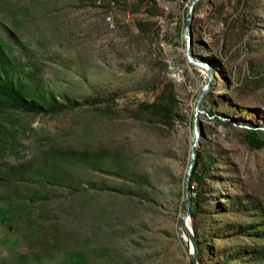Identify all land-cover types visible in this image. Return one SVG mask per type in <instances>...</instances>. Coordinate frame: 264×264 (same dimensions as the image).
I'll return each instance as SVG.
<instances>
[{
  "label": "rangeland",
  "instance_id": "1",
  "mask_svg": "<svg viewBox=\"0 0 264 264\" xmlns=\"http://www.w3.org/2000/svg\"><path fill=\"white\" fill-rule=\"evenodd\" d=\"M191 1L0 0V264H188L208 72L184 50ZM255 9L197 0L189 19L213 71L188 187L197 264H264V145L244 138L264 139Z\"/></svg>",
  "mask_w": 264,
  "mask_h": 264
},
{
  "label": "water",
  "instance_id": "2",
  "mask_svg": "<svg viewBox=\"0 0 264 264\" xmlns=\"http://www.w3.org/2000/svg\"><path fill=\"white\" fill-rule=\"evenodd\" d=\"M196 2H197V0H192L190 2V5L188 6V9H187L186 26H185V30H184V39H185L184 50H185V54H186L189 62L194 63V64L199 65V66H202V67H205L208 72H207L206 81L202 85V87H201V89H200V91H199V93L195 99V103H194V107H193V113H192L193 120H192V122H193V128H194V137H193V144L191 147V160L188 163V166L186 169L185 209H184V213H183L182 217L180 218L181 230H182L183 234H185L189 237V240H190V245H188V243H187L188 249L190 251V246L192 249V252L190 253V256H189L188 264H197V247L195 244L192 228L190 225L187 224V220L189 219V215H190V197L188 194V187H189V180H190L192 167H193V164L195 163L196 144H197L196 139L198 138V129H197V125H196V120H197V116H198V112H199L200 103H201L203 97L205 96L208 84L213 77V71H212V69H211V67L207 61L202 60V59H193V57H192V51H191L192 33L190 31V28H189V24H190L189 19L191 17L193 6Z\"/></svg>",
  "mask_w": 264,
  "mask_h": 264
},
{
  "label": "trees",
  "instance_id": "3",
  "mask_svg": "<svg viewBox=\"0 0 264 264\" xmlns=\"http://www.w3.org/2000/svg\"><path fill=\"white\" fill-rule=\"evenodd\" d=\"M9 90L12 92L13 95H15V98L17 101H19L20 105L26 109L29 110H34L36 108L35 104L30 102V101H26L21 99L20 96V91H18L17 89H15L13 86L10 85ZM245 140L253 145V146H263L264 145V139L263 138H259L256 136V132H250L248 134L245 135ZM201 156H199L200 158ZM198 163H195L192 167V178H194L195 176L197 177V180H199V173H198ZM199 197V195H198ZM198 200V198L196 197H190V207L192 212L194 211V206H197L196 201Z\"/></svg>",
  "mask_w": 264,
  "mask_h": 264
},
{
  "label": "crops",
  "instance_id": "4",
  "mask_svg": "<svg viewBox=\"0 0 264 264\" xmlns=\"http://www.w3.org/2000/svg\"><path fill=\"white\" fill-rule=\"evenodd\" d=\"M256 4V9L253 11L254 18L257 20V26H259L260 21L264 22V0H254Z\"/></svg>",
  "mask_w": 264,
  "mask_h": 264
},
{
  "label": "bare ground",
  "instance_id": "5",
  "mask_svg": "<svg viewBox=\"0 0 264 264\" xmlns=\"http://www.w3.org/2000/svg\"><path fill=\"white\" fill-rule=\"evenodd\" d=\"M198 142V138L196 139V143ZM187 224L191 226V220H190V217L189 219L187 220ZM185 235V234H184ZM186 239L189 240V237L187 235H185ZM190 245V240L188 241ZM190 251L192 252V249H191V246H190Z\"/></svg>",
  "mask_w": 264,
  "mask_h": 264
}]
</instances>
